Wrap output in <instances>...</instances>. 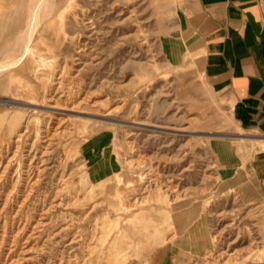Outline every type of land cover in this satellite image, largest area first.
<instances>
[{
	"label": "rangeland",
	"instance_id": "374dc122",
	"mask_svg": "<svg viewBox=\"0 0 264 264\" xmlns=\"http://www.w3.org/2000/svg\"><path fill=\"white\" fill-rule=\"evenodd\" d=\"M37 1L0 0V99L38 104L0 103V156L19 146L24 165L41 105L79 81L96 104L66 117L13 213L21 264H264V131L178 50L175 0H46L33 21Z\"/></svg>",
	"mask_w": 264,
	"mask_h": 264
},
{
	"label": "crops",
	"instance_id": "0c3cea01",
	"mask_svg": "<svg viewBox=\"0 0 264 264\" xmlns=\"http://www.w3.org/2000/svg\"><path fill=\"white\" fill-rule=\"evenodd\" d=\"M175 2L178 12L175 21L181 24V33L175 39L181 44L178 50L198 49L205 59L207 73L234 101L240 120L264 131L261 0Z\"/></svg>",
	"mask_w": 264,
	"mask_h": 264
},
{
	"label": "bare ground",
	"instance_id": "6f19581e",
	"mask_svg": "<svg viewBox=\"0 0 264 264\" xmlns=\"http://www.w3.org/2000/svg\"><path fill=\"white\" fill-rule=\"evenodd\" d=\"M47 2L51 3L50 1H47ZM47 2L46 0H38L35 7L34 8L31 7L30 16L32 17L33 21H35L36 17L38 16L43 17V15L48 13L50 6L48 5ZM30 34L31 35L28 36V41H27L28 43H30L33 38L32 31ZM74 78H78V75H75ZM78 84L79 85H76V86H70L68 91L66 90V92H61L63 94L62 97H60L59 101L54 102V105L52 104H51L52 106L41 105L42 107H44L45 110L47 109L51 111V114H50L51 117L49 118V121L45 122V124L43 125L44 128L41 129V131L34 133L35 135L34 140L32 141V143L29 144L27 150L24 153V158H26V161L28 163L26 162L24 165H22L19 162V159H17V155L19 153L18 152L19 146H17L18 150H12V151H11V148L9 147L8 150L4 154L2 153L3 155L0 156V168H2V170H0V264H21L22 261L26 259L25 256L27 254V251H29L30 249L22 250L19 253L18 258H16L14 254L15 247L16 245H18V242H19L18 240L19 233L17 232L13 234L14 227H15V222H14L15 215L13 213L16 207L20 209V210H17V213L22 210L26 198L30 195L31 192H33L32 190L33 186L34 185L36 186L39 183V178L41 174H38V173L43 171V167L46 161L44 156H46L45 154L47 153H52L51 151H53L52 146L55 143L54 142L55 137L58 134H63L65 132V128L63 125L65 123L66 117L70 115L71 113H75L77 112V110H80V108H82L83 105L85 104H86V107L88 106L92 107L96 104V102H93L92 100V94L87 93L85 91L84 84L82 85L80 81ZM58 85H60V83ZM59 88L60 86L56 88V91L59 90ZM48 100H52V98L49 99L48 97ZM0 103H7L11 105L17 104L21 107L24 106V107L31 108V110L33 111L38 109V104L30 105V104H27L26 102L25 103L23 102L15 103L12 101L0 99ZM18 114L20 115V117L13 119L11 123L12 127H15L13 131H15L16 128H18V126L22 123L26 115L25 111L23 110L18 111ZM54 118H56L58 121V123L56 122L57 123L56 125H53ZM23 130H26V128ZM157 130H158V127H157ZM12 135L13 134L11 131L10 136L8 137V140L10 139ZM17 142H18V139L14 141V144ZM166 191L171 192V187L166 186ZM16 220L17 218L15 219V221ZM216 257H219V258L224 257L225 259L224 252H221L218 250V254Z\"/></svg>",
	"mask_w": 264,
	"mask_h": 264
}]
</instances>
